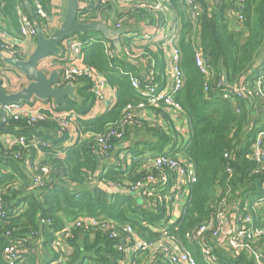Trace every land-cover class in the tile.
Listing matches in <instances>:
<instances>
[{"label": "trees", "instance_id": "obj_1", "mask_svg": "<svg viewBox=\"0 0 264 264\" xmlns=\"http://www.w3.org/2000/svg\"><path fill=\"white\" fill-rule=\"evenodd\" d=\"M85 1L89 5L81 10L79 18L86 23H96L98 14L110 10L111 0L106 4ZM195 1L199 11L194 13L182 0L166 4L174 12L178 28L176 46L184 82L174 103L188 122V140L176 132L165 113L168 108L151 107L133 88L130 75L139 78L143 87L149 77L141 76L137 64L124 54L125 47L131 54L140 49L150 67L153 63L155 81L161 88L165 59L162 43L154 44L156 50L150 43L136 44L135 37L126 32L127 18L118 23L124 25L121 36L127 35L118 45L97 32L75 35L86 42L83 64L101 74L117 93L115 104L105 113L89 117L96 99L90 92L91 82L83 78L74 83L77 101L68 100L53 111L43 109V118L34 122L27 116L8 119L0 139L6 135L24 137L25 143L0 140V264H7L5 251L14 242L27 250L17 264H120L124 259L117 250L120 240L110 239L99 228H73L70 237L64 239L67 253L64 247L59 252L53 249L58 235L82 219L109 221L118 229L129 225L149 242L161 241L165 229L198 264H207L198 241L188 239V235L216 215L229 192L236 200L243 196L253 201L263 195L264 177L252 172L256 167L253 146L257 136L264 133V0H243L241 6L237 0ZM36 4L50 17L53 15V0H0V34L24 41L23 16L44 31L46 21L37 14ZM132 13H128L129 18H140ZM140 13L151 25L163 24L161 16L156 19L147 11ZM2 35L0 52L5 45ZM107 43L112 57L107 54ZM197 55L202 57L208 76L197 66ZM57 60L65 65L63 55ZM4 72L0 71L1 80ZM258 81L260 94L255 92ZM242 88L246 92L238 93ZM35 101L22 104L32 107ZM140 105L147 114L164 113L166 127L157 125L158 120L150 123L145 119ZM60 112L70 113L67 127L55 117ZM129 114L134 120L123 126ZM112 132L114 136L107 140ZM103 138L111 147L108 156H104L99 142ZM121 154L124 161L119 159ZM159 156L183 159L192 165L195 181L180 187L177 175L166 167L160 170L152 165ZM114 157L116 161L111 162ZM228 169L233 170L232 177ZM162 174L169 177L168 185L152 196H145L143 189L139 195L129 190L138 183L148 190L158 183L149 185L147 179ZM38 176L41 187L34 181ZM183 196L185 205L175 219L176 205ZM215 253L219 264H252L225 251ZM130 264L168 262L160 253L146 251L133 255Z\"/></svg>", "mask_w": 264, "mask_h": 264}, {"label": "built area", "instance_id": "obj_2", "mask_svg": "<svg viewBox=\"0 0 264 264\" xmlns=\"http://www.w3.org/2000/svg\"><path fill=\"white\" fill-rule=\"evenodd\" d=\"M100 4H106L108 0H95ZM184 5L192 9V12L199 11V6L195 0H182ZM169 0H153V5L150 9L154 12H163L164 7ZM243 0H237V4L241 6ZM37 14L46 21L45 32H47L48 23L50 16L42 9V7L36 4ZM80 19V18H79ZM242 19V17H240ZM81 22H84L80 19ZM86 23V22H84ZM117 29H121L120 24H116ZM162 28L159 32H163ZM21 33L24 36V41H17L14 38H6L4 35L3 42L5 45L2 46L1 52L4 56L9 58H18L21 60L26 59L25 54V43L29 40H36L37 30L36 24L23 16L21 19ZM123 38L118 34V39ZM178 38V28L176 23L173 24L170 38L167 40L170 50L166 57L168 59L170 69L172 72V82L167 86L160 87L155 81V72L150 68L148 72V81L143 87L142 82L135 75H130L132 86L135 90L139 91L140 94L147 98V101L151 107L159 108L161 106L168 109H173L177 112H181L179 105L174 103V96L178 93L184 82V74L179 67L180 55L179 50L176 46ZM84 41L74 36L66 40L63 44V60L65 62L63 72L59 76L56 83L57 88L65 87L68 84L74 85L81 79H88L91 84V93L94 95L96 102H105L107 97V91L112 89L106 79L99 74L97 71L90 69L83 64L82 50ZM108 47L107 54L109 57L113 56L110 48V44H105ZM197 66L200 71L208 76V71L203 63L200 55L196 56ZM41 65L39 64V67ZM38 67V69H39ZM6 66L0 60V71L4 70ZM41 70V68H40ZM45 71V70H42ZM261 82H257L255 92L260 94ZM238 93H245L246 88H242L237 91ZM225 99L228 95L224 96ZM56 106L38 107V106H27L22 103L12 104L4 107L0 106V111L3 112L8 119L19 120L22 117L31 118V122L36 119H42L40 111L56 110ZM129 110L133 109L131 106L127 107ZM141 111L144 110L143 105L138 107ZM69 112L56 113L55 117L59 120L63 127H67L66 119H68ZM134 118L131 114L126 116L123 126L127 123L133 122ZM114 132L110 133V136ZM8 144L19 143L24 145V137L19 139L13 138L12 136H3ZM264 133L257 136L253 146V159L256 167L253 169V175H260L264 177ZM4 140V141H5ZM99 142L102 145L104 156H108L111 151V147L106 143V140L100 139ZM38 144V143H36ZM156 168L162 169L168 168L170 172L178 176L179 186H185L190 182L195 181V173L192 165L187 164L183 159H175L169 156H159L152 162ZM230 177L233 175V170L228 169ZM44 174L48 173L47 169H43ZM35 184L39 187L42 186L41 177L34 179ZM169 177L162 174L160 177L155 178L150 176L147 179V183L157 184L148 190L143 188V184L138 183L130 187V191L136 195H139L143 189V194L146 196H152L153 193L159 189H165L168 185ZM263 195L257 199L251 201L247 197H240L238 200L232 197L230 192L225 196L221 203L219 210L216 215L210 219L209 222L195 230L193 233L188 235V239L198 241L201 251L204 257V261L207 264H219V257L215 251H225L233 258L244 257L252 264H264V180L261 184ZM1 214V212H0ZM73 228H83L85 230H94L96 228L102 229L108 233L110 239L120 240V244L117 246V250L124 255V259L120 264H127L128 261L131 263L133 255L149 251L153 254L160 253L163 257V261L168 264H198L194 256L188 251L183 249L177 244L176 240L168 235L167 230H162L163 239L157 242H149L140 238L135 230L127 225L121 229L117 228L112 222L99 221L96 219H82L78 222L70 225L63 235H58L57 240L53 243V249L57 252L63 247L64 239L70 237L71 230ZM27 250L22 248L16 242L13 243L5 251L4 260L7 264H17L21 258V254Z\"/></svg>", "mask_w": 264, "mask_h": 264}, {"label": "crops", "instance_id": "obj_3", "mask_svg": "<svg viewBox=\"0 0 264 264\" xmlns=\"http://www.w3.org/2000/svg\"><path fill=\"white\" fill-rule=\"evenodd\" d=\"M66 3H67V0H53V6H54L53 15L50 17L47 32H45L47 36H50L55 31H57L60 28L61 24L63 23L65 13H66ZM80 3L82 6V9H84L87 5H89L88 1H85V0H82ZM152 5H153V0H111L109 4L110 10H105V13L98 14V21L96 23H106L113 31L118 32L120 34L122 33L121 30L124 31V25L122 24L123 26L121 29H117L116 24L122 21L125 22V19L127 18L128 22L126 21V24H125L126 32L128 31L130 33L129 35L130 37H135L134 39H136L137 45L143 46L145 44L150 43L153 46V49L156 50L157 46H154V44L162 43V49L164 52V59H165V72L162 77V80L164 81V85H163L164 87L166 85L168 86L172 82V72H171L170 65H169L166 55L169 52L170 47H171L169 44H167V40L170 38L173 24L176 23L175 22L176 16L174 12H172L167 7H164L163 12H154L150 9ZM140 11H147L148 13L156 17V19H158L161 16L164 19L163 24L160 23L156 25H151L150 20H148L149 19L148 17H144L145 15H143L142 16L143 18H141V13L139 14ZM130 12L136 13V15H139L140 18H129L128 13ZM123 15L125 16L122 17ZM127 23L130 24L128 28H127ZM160 28H162L164 31L159 32ZM122 36L124 37L127 35H122ZM120 41L123 42V38L118 39V43H120ZM24 47H27L29 50L31 49L30 53H33L36 47V40L26 41ZM124 51H125L124 54L126 55V57L134 61L137 64V66L139 67L141 71V76L142 74H145L142 77L148 78V72L150 68L154 66L153 63L150 67L148 58L142 56L143 54L140 49H134L132 54L126 49V47L124 48ZM25 54L27 58L30 55L29 53H27L26 48H25ZM47 59L50 61L45 63L48 69L45 70L44 72H46L48 75H50L53 72H58L61 75L63 72L64 66H61L60 64L56 63L58 60L55 57H49ZM2 74H3L2 79L4 81L5 89L7 90L8 93L19 92L24 87H27L30 84V81L27 77H25L24 75L10 68L6 67L5 72ZM158 85L160 86L159 83ZM107 97L108 99L105 102H96L89 116L90 118H94V117H97L105 113L107 109L109 108V106L115 104L117 100L116 91L114 89H109L107 91ZM34 106L53 107L55 106V104L54 102H50V103L42 102V103H35L32 107ZM165 113H167L171 117L176 132L181 137H183L185 141L188 140L189 131H188L187 120L183 119L180 116V112H177L173 109H166ZM140 114L145 119H147L150 123L158 120L157 125H160L164 128L166 127L164 126L165 122L163 120L164 113L162 112L155 113L151 111L150 114H147V112L143 110L140 112ZM72 133H73L72 135L74 136V132ZM0 140L4 141L5 137H2ZM124 158H125L124 154H121L119 157L121 161H124L125 160ZM115 161L116 160L114 157L111 160V162H115ZM127 163L128 164L130 163L129 159L127 160ZM184 202H185V198L183 196L178 202V204L176 205V211L174 213L175 219L179 217L180 209L183 207L182 204ZM63 247L65 248V252L67 253L65 243H63ZM127 264H130V262L128 261Z\"/></svg>", "mask_w": 264, "mask_h": 264}, {"label": "water", "instance_id": "obj_4", "mask_svg": "<svg viewBox=\"0 0 264 264\" xmlns=\"http://www.w3.org/2000/svg\"><path fill=\"white\" fill-rule=\"evenodd\" d=\"M80 0H67L64 21L60 28L52 35L36 26V47L27 59L9 58L0 52V60L7 68L19 72L27 77L30 84L16 93H8L4 81L0 79V106L12 104L30 103L33 100L40 102H54L56 107L67 104L68 100L77 101V86L68 84L57 88L56 83L60 73L53 72L48 75L39 70V64L49 57H61L63 55V43L76 34L86 35L93 32L102 34L111 42L118 44V32L113 31L106 23H84L79 19L82 10ZM145 74H142L144 76ZM225 83L227 79L225 76ZM8 122L7 116L0 111V131L5 129Z\"/></svg>", "mask_w": 264, "mask_h": 264}, {"label": "rangeland", "instance_id": "obj_5", "mask_svg": "<svg viewBox=\"0 0 264 264\" xmlns=\"http://www.w3.org/2000/svg\"><path fill=\"white\" fill-rule=\"evenodd\" d=\"M55 29V28H54ZM26 48V51H27V53H29V54H31L30 52H31V49L29 50L27 47H25ZM28 49V50H27ZM50 60H48L47 58L46 59H44L41 63H40V67L39 68H41V70H47L48 69V67H47V65H45V63L46 62H49ZM35 103H42V102H40V101H35ZM43 103H45V102H43ZM184 204H185V202L182 204V206H184Z\"/></svg>", "mask_w": 264, "mask_h": 264}]
</instances>
